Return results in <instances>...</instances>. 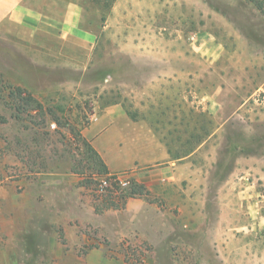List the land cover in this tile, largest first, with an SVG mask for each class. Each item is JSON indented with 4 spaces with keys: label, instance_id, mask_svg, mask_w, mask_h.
<instances>
[{
    "label": "rangeland",
    "instance_id": "1",
    "mask_svg": "<svg viewBox=\"0 0 264 264\" xmlns=\"http://www.w3.org/2000/svg\"><path fill=\"white\" fill-rule=\"evenodd\" d=\"M79 2L92 45L0 29V264H264V0ZM115 103L133 162L102 188Z\"/></svg>",
    "mask_w": 264,
    "mask_h": 264
},
{
    "label": "crops",
    "instance_id": "2",
    "mask_svg": "<svg viewBox=\"0 0 264 264\" xmlns=\"http://www.w3.org/2000/svg\"><path fill=\"white\" fill-rule=\"evenodd\" d=\"M83 10L79 0H0V29L10 33L18 27L48 31L70 41L92 45L97 35L86 27ZM122 121H132L124 105L110 104L96 117L86 132V136L104 159L110 173L125 170L131 167L133 162L128 157L132 154L121 150L124 141L130 143L132 138L120 128L119 123ZM111 129H115L112 137L107 134ZM108 135L112 138L109 145L104 143V138ZM160 145L159 152L156 144L153 143L147 151L136 155L137 159H140L138 161L143 163L145 168L158 161L164 162L166 165L158 169V174L163 176L167 171L175 174L180 170V158L170 157L169 150L163 144ZM136 176L146 187L162 183V179H153L151 173L138 172ZM13 194L14 203L22 204L18 202L16 194ZM252 197L264 201V195L260 196V193H254Z\"/></svg>",
    "mask_w": 264,
    "mask_h": 264
},
{
    "label": "trees",
    "instance_id": "3",
    "mask_svg": "<svg viewBox=\"0 0 264 264\" xmlns=\"http://www.w3.org/2000/svg\"><path fill=\"white\" fill-rule=\"evenodd\" d=\"M255 1L257 3L260 2V0H252ZM25 90H23L22 88H19V92L23 93ZM29 98L35 100V98L29 94ZM88 145V144H87ZM91 144H89V148L91 149V151L93 152V154L95 155L97 162H98V166H99V170H100V174L104 175V176H109L111 173L109 171V168L107 166V164L105 163L104 159L102 158V156L99 154L98 151H96V149L93 146H90Z\"/></svg>",
    "mask_w": 264,
    "mask_h": 264
},
{
    "label": "built area",
    "instance_id": "4",
    "mask_svg": "<svg viewBox=\"0 0 264 264\" xmlns=\"http://www.w3.org/2000/svg\"><path fill=\"white\" fill-rule=\"evenodd\" d=\"M112 178H113V176L112 175H110V177H103L100 181V186L102 187V188H104L105 186H107L109 183H111L112 182ZM113 179H115V180H117V179H119V181H120V183L121 184H123V185H126L127 183H128V181L127 180H123V179H121V178H116V177H114Z\"/></svg>",
    "mask_w": 264,
    "mask_h": 264
}]
</instances>
